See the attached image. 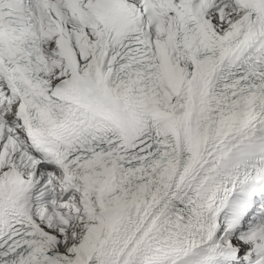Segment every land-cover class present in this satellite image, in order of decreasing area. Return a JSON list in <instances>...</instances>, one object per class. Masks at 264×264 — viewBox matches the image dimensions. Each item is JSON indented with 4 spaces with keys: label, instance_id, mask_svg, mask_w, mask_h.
<instances>
[{
    "label": "snow or ice",
    "instance_id": "obj_1",
    "mask_svg": "<svg viewBox=\"0 0 264 264\" xmlns=\"http://www.w3.org/2000/svg\"><path fill=\"white\" fill-rule=\"evenodd\" d=\"M0 264H264V0H0Z\"/></svg>",
    "mask_w": 264,
    "mask_h": 264
}]
</instances>
